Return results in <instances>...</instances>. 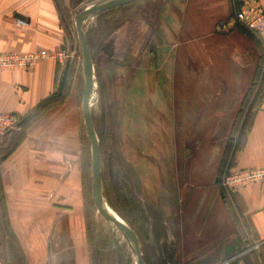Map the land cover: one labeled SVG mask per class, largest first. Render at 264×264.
Segmentation results:
<instances>
[{
	"label": "crops",
	"instance_id": "0c3cea01",
	"mask_svg": "<svg viewBox=\"0 0 264 264\" xmlns=\"http://www.w3.org/2000/svg\"><path fill=\"white\" fill-rule=\"evenodd\" d=\"M63 2L0 0V53L63 49L69 39L64 13L70 8L69 0ZM160 4L150 36L156 46L139 63L140 109L156 118L150 136L156 131L163 137L168 121L184 173L177 183L180 207L174 208L179 220L158 225L148 244L140 241L143 256L147 264H264V181L226 192L219 175L264 42L242 26L219 29L235 14L237 0ZM60 81L52 57L29 69L0 71V112L33 121L8 155L3 149L13 135L0 137V264L88 263L92 145L88 168L91 140L78 87L45 104L59 92ZM252 112L235 169L264 165V100Z\"/></svg>",
	"mask_w": 264,
	"mask_h": 264
},
{
	"label": "rangeland",
	"instance_id": "374dc122",
	"mask_svg": "<svg viewBox=\"0 0 264 264\" xmlns=\"http://www.w3.org/2000/svg\"><path fill=\"white\" fill-rule=\"evenodd\" d=\"M97 1L68 2L70 8L64 13L63 20L69 39L64 48L75 51V58L66 85L60 84L59 99H65L74 85L78 87V97L82 103L83 62L76 16L80 10ZM161 1L134 0L84 23L97 84L90 100L100 143L103 193L110 207L132 226L140 241L147 244L158 225L178 222V217L174 216V208L180 207L177 183L181 182L184 173V167L180 165V153L172 150L174 137L170 134L168 121L163 137H158L156 131L150 136L151 123L155 124L156 118L148 112H141L144 94L138 86L142 76V72L138 71L139 63L144 53L156 46L150 36L156 25V8L161 5ZM261 53L260 79L264 73L263 46ZM261 91L264 93V90ZM253 100L250 99L249 104ZM261 104L258 99L251 109L248 105L241 120L249 110ZM234 137L238 138L237 135ZM11 139H8V143ZM175 139H178L177 135ZM156 142L161 143L158 151ZM152 144L154 146H150ZM86 148L89 168L91 144L88 141ZM87 187L88 201L93 205V211L87 216L90 233L85 244L89 246V258L85 264H136L132 246L126 237L96 208L91 182ZM95 210L98 213L96 216Z\"/></svg>",
	"mask_w": 264,
	"mask_h": 264
},
{
	"label": "built area",
	"instance_id": "2783aa9c",
	"mask_svg": "<svg viewBox=\"0 0 264 264\" xmlns=\"http://www.w3.org/2000/svg\"><path fill=\"white\" fill-rule=\"evenodd\" d=\"M237 10L233 17L219 25L222 31L242 26L254 33L264 42V6L261 0H237ZM45 57H52L60 67L61 76L69 72L74 65L75 51L63 48L54 54L37 52L0 53V71L10 69H29ZM26 118L11 112H0V137H10L15 133L25 131ZM264 181V165L260 167L226 170L221 178V186L226 192H233L250 182Z\"/></svg>",
	"mask_w": 264,
	"mask_h": 264
},
{
	"label": "water",
	"instance_id": "95a60500",
	"mask_svg": "<svg viewBox=\"0 0 264 264\" xmlns=\"http://www.w3.org/2000/svg\"><path fill=\"white\" fill-rule=\"evenodd\" d=\"M134 0H98L92 5L86 6L76 16V30L82 49V76H83V114L89 138L92 145V193L97 209L126 237L136 258V264H147L140 246V240L136 231L128 224L116 211L112 212L106 202L103 193L102 175H101V152L99 137L92 117L90 105V96L94 89L95 75L94 62L88 44L84 23L102 12L112 9ZM23 19L22 15H16Z\"/></svg>",
	"mask_w": 264,
	"mask_h": 264
},
{
	"label": "trees",
	"instance_id": "16d2710c",
	"mask_svg": "<svg viewBox=\"0 0 264 264\" xmlns=\"http://www.w3.org/2000/svg\"><path fill=\"white\" fill-rule=\"evenodd\" d=\"M59 2H60V0H58V3ZM260 72H261V69L258 66L256 73L254 75L253 81H252V85L250 86L249 90L247 91L246 96L243 99L241 108L238 111L237 117H236L234 125H233L231 136L228 140L226 150H225L223 158H222L221 167H220V171H219L220 176L222 174H224V172L226 170L235 169L234 167L236 166V156H237L236 153H237L238 149H240L243 146V142L245 141L247 134H248L249 130L251 129V126L253 123V112L252 111L254 110V107L251 111L249 110V112H248L249 115L247 113V115L244 116V119L242 121L241 118L243 117V114L246 110V107H248V105H249V109H251L252 105L256 104L258 99H260L261 102H263V100H264V93H263V91H261V90H264V86L262 84V83H264V73L262 74V79H260L259 78ZM259 83H261L262 85L258 86ZM60 84L63 86L66 85L65 73H63V75L61 76ZM58 93L59 92L55 93V95H52L49 99H47L45 101V104L49 105V104L57 103L56 101L58 100L57 99ZM250 99H254V100H253V102H251L249 104ZM41 114H42L41 111H39L37 114L32 116V118H36V117L38 118ZM251 114H252V116L250 117ZM29 119L26 118V122H27L26 126H25L26 129L33 122V121H29ZM16 134H18V133L13 134V137H12L11 141L9 142L8 146L5 149H3V152L5 153V155L10 154L26 137L25 131L19 133L18 135H16ZM235 135H237L238 138H235L234 137ZM235 139L237 140V142L235 141ZM222 176H221V178H222Z\"/></svg>",
	"mask_w": 264,
	"mask_h": 264
},
{
	"label": "bare ground",
	"instance_id": "6f19581e",
	"mask_svg": "<svg viewBox=\"0 0 264 264\" xmlns=\"http://www.w3.org/2000/svg\"><path fill=\"white\" fill-rule=\"evenodd\" d=\"M96 86H97V84H96V79H95V84H94V89H95V90H96ZM90 105H91V109H92V103H91V100H90ZM108 206H109V205H108ZM109 208H110V210H111L112 212L115 213V210H114L112 207L109 206Z\"/></svg>",
	"mask_w": 264,
	"mask_h": 264
}]
</instances>
